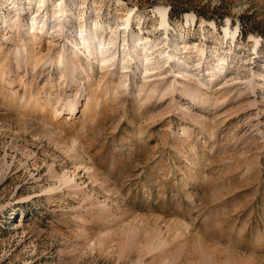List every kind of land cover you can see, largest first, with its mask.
<instances>
[{
  "label": "rangeland",
  "instance_id": "374dc122",
  "mask_svg": "<svg viewBox=\"0 0 264 264\" xmlns=\"http://www.w3.org/2000/svg\"><path fill=\"white\" fill-rule=\"evenodd\" d=\"M0 264H264V0H0Z\"/></svg>",
  "mask_w": 264,
  "mask_h": 264
},
{
  "label": "bare ground",
  "instance_id": "6f19581e",
  "mask_svg": "<svg viewBox=\"0 0 264 264\" xmlns=\"http://www.w3.org/2000/svg\"><path fill=\"white\" fill-rule=\"evenodd\" d=\"M161 9V8H160ZM159 13H160V16H161V21H160V26H163V27H165V29H166V25L168 24V20H167V17H166V14H167V10H164V9H162V10H160L159 11ZM140 19V18H139ZM129 20V19H128ZM127 20V21H128ZM34 36V35H33ZM255 41H257V43H259L260 41H259V38L258 37H255ZM100 44V43H99ZM145 44H146V41H143L142 43L141 42H137V46L135 45L134 46V49L135 50H142L143 48H145ZM97 50H96V48L94 47L93 48V51H91V53H95ZM145 55V54H144ZM168 56H169V54H168ZM46 56H40L39 57V59H42V62L43 61H45L46 59ZM47 61V60H46ZM41 62V63H42ZM66 109H67V113H69V114H76L77 112H78V108L76 107V106H73V105H69V106H67L66 107ZM56 114H60V112L58 111V112H56Z\"/></svg>",
  "mask_w": 264,
  "mask_h": 264
}]
</instances>
